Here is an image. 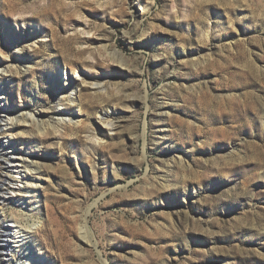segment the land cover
<instances>
[{
    "label": "rangeland",
    "instance_id": "obj_1",
    "mask_svg": "<svg viewBox=\"0 0 264 264\" xmlns=\"http://www.w3.org/2000/svg\"><path fill=\"white\" fill-rule=\"evenodd\" d=\"M0 67L41 264H264V0H0Z\"/></svg>",
    "mask_w": 264,
    "mask_h": 264
},
{
    "label": "bare ground",
    "instance_id": "obj_2",
    "mask_svg": "<svg viewBox=\"0 0 264 264\" xmlns=\"http://www.w3.org/2000/svg\"><path fill=\"white\" fill-rule=\"evenodd\" d=\"M1 70L2 69L0 67V71ZM75 75L76 76H73V78H72L67 73L66 70L63 73V79L66 81V84H65L66 85V91H68V93H69V95H67V96H70V98H72V96H73V94L75 92H74V90H72V89H70L68 87L70 85H72V82H74V83L77 82L78 81V77H79L78 73H75ZM4 98H5V96H3V91L0 90V110H2V111L3 110L9 111V109L7 107H5L6 105L3 106L2 99L4 100ZM67 116L68 115L65 114V110H62V117H63L62 119L64 120V122L65 121L67 122V120H68L69 123L72 122L73 119L71 117H67ZM8 118H9L8 121H7L8 123H6V125L3 127V130L4 129H7L9 125H14L15 126L16 122H19V120H15L14 118H12L10 116ZM36 121H37V119H36L35 115H33V114H29L28 115V118L25 119V122H29V124H31V125L33 123H35ZM111 125L113 126V123ZM40 127L43 128L42 125ZM43 130L44 129H42V131ZM9 151L12 153L11 159H13L14 161L11 162V165H12L11 168L12 169H9V171H7V172H10L9 175H13V176H15V178H22V177H24L23 173L18 168L19 166L15 165L16 163H14V162L18 161V159L21 157V155H19L16 152V149L15 150H12V148H10ZM7 172H6V174H8ZM10 184L12 185V182H10ZM11 195H12L13 199L16 198L15 197L16 194H14V192H12ZM26 232H25L24 229L21 228V226H18L17 225V222L16 221L14 222V224L12 225L11 228H5L4 229V228H2V226H0V237L5 236V238L7 239L5 241V244L2 247H0V253H4L2 258H1V255H0V264H1V260H4V258H7L8 257V253H13L14 251L19 256V264H41L42 260H44L43 256L35 255V253L29 247L24 246V243H25L24 242V239L29 234L28 232L27 233ZM17 248H19V249L21 248V250L17 251L16 250ZM10 249H11V252L9 251ZM7 264H11V261L9 263H7Z\"/></svg>",
    "mask_w": 264,
    "mask_h": 264
}]
</instances>
